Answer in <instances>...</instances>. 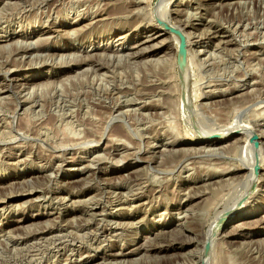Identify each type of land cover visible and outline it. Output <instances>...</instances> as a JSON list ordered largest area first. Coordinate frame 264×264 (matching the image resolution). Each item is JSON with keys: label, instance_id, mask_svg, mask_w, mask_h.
Listing matches in <instances>:
<instances>
[{"label": "rangeland", "instance_id": "374dc122", "mask_svg": "<svg viewBox=\"0 0 264 264\" xmlns=\"http://www.w3.org/2000/svg\"><path fill=\"white\" fill-rule=\"evenodd\" d=\"M178 1L173 16L192 41L180 70L174 50L135 47L160 0H0V264L198 263L192 251L237 196L223 170L251 155L233 140L215 148L194 140L250 121L264 154V0ZM26 184L31 196L21 194ZM252 188L243 213L261 209L229 223L213 264H264V230L237 226L264 227V174ZM70 231L80 242L65 240ZM65 241L73 245L55 253Z\"/></svg>", "mask_w": 264, "mask_h": 264}, {"label": "bare ground", "instance_id": "6f19581e", "mask_svg": "<svg viewBox=\"0 0 264 264\" xmlns=\"http://www.w3.org/2000/svg\"><path fill=\"white\" fill-rule=\"evenodd\" d=\"M173 0H160V6H159V8H158V12H156V13H154V19H153V22H154V27L152 28V29H150L149 31H148V35L147 36H145L144 38H140V40H139V42H137V45L135 46L136 48H140L141 46L143 47L144 45H146V44H148V43H152V45H151V47L150 48H153V50H155V52L157 51V50H159V51H161L162 53L163 52H165L164 50L165 49H171L172 51L174 50V56L172 55V54H168L167 52V54L170 56V60H174V63L175 62H177V53H178V44H179V42H180V39H181V35H183V37H184V39H185V58H184V60H183V62L182 63H180V64H177L180 68H178L179 70L182 68V67H184L185 69H187L188 68V61H189V54H188V51H187V49L188 48H190L191 49V46H192V41H190L191 40V35L189 34V32L186 30V28L184 27V25H183V23H182V21H180V20H177L174 16H173V6L171 5V2H172ZM207 1H213V0H207ZM218 1H223V0H218ZM253 1V0H252ZM177 2H179L178 0H177ZM182 2H184L183 0H182ZM174 3V2H173ZM216 3V2H215ZM136 4H138V3H136ZM179 4V3H178ZM213 4V3H212ZM219 4H221V3H219ZM5 5V4H4ZM176 5H177V3H176ZM139 6V5H138ZM179 6V5H178ZM219 6V5H218ZM220 6H222V5H220ZM157 9V8H156ZM162 9V10H161ZM177 9V8H176ZM200 18V17H199ZM179 19V18H178ZM170 26H173L174 28H176L177 29V31H172V29L170 28ZM50 28V27H49ZM56 31V30H55ZM44 32V31H43ZM57 32V31H56ZM70 34V33H69ZM217 34V33H216ZM8 35V34H7ZM177 36V39L176 40H174L173 39V36ZM218 35V34H217ZM220 35V34H219ZM2 36V35H1ZM14 36V35H13ZM8 37V39H9V37L10 36H7ZM164 37V38H163ZM170 38H172L171 39V41H169L168 39H170ZM200 38V37H199ZM122 39V38H121ZM125 39V38H124ZM221 39V38H220ZM219 40V39H218ZM6 41V40H5ZM13 41V40H12ZM221 41V40H220ZM14 42H17V41H14ZM172 42V43H171ZM224 42V41H223ZM200 43V42H199ZM8 44V43H7ZM10 44V43H9ZM122 44V43H121ZM223 44V43H222ZM26 46V45H25ZM29 46H31V44L29 45ZM149 46H150V44H149ZM196 46V45H195ZM207 46V45H206ZM219 46H220V44H219ZM100 47H102V45L101 46H98V49L100 48ZM147 47H148V45H147ZM147 47H144V48H140V49H138V51H140V52H144V50H147ZM203 47V46H202ZM33 48H35L34 46H33ZM149 48V47H148ZM16 49V48H15ZM28 49V48H27ZM26 49V50H27ZM103 49H106V48H104V46H103ZM28 51V50H27ZM30 51V50H29ZM32 51V50H31ZM137 51V50H136ZM192 52V50L190 51V53ZM204 52V51H203ZM89 53V52H88ZM136 53V52H135ZM161 53V54H162ZM193 53V52H192ZM191 53V54H192ZM92 54V53H91ZM152 54V53H151ZM96 55V54H95ZM138 55V54H137ZM136 55V56H137ZM140 55V54H139ZM158 55V54H157ZM156 55V56H157ZM176 55V56H175ZM221 55V54H220ZM64 56V55H63ZM72 56V55H71ZM107 56V55H106ZM168 56V57H169ZM171 56H172V58H171ZM219 56V55H218ZM101 57V56H100ZM87 58V57H86ZM97 58V57H96ZM110 58V57H109ZM59 59V58H58ZM101 59V58H100ZM158 59V58H157ZM193 59V58H192ZM99 60V59H98ZM161 60V59H160ZM148 61V60H147ZM152 61V60H151ZM162 62V61H161ZM192 62H194V61H192ZM191 62V63H192ZM89 63V62H88ZM92 64V63H91ZM87 65V64H86ZM89 65V64H88ZM176 65V64H175ZM190 66V65H189ZM195 69V68H194ZM96 70V69H95ZM193 71V70H192ZM193 73H194V71H193ZM193 73H191L192 75H193ZM180 75V74H179ZM36 77V76H35ZM182 77V76H181ZM12 79L11 80H13V77H11ZM192 78V76L191 75H188V78L186 79V81H185V86H186V88L188 87V85H189V81H190V79ZM7 79V78H6ZM5 79V80H6ZM17 80V79H16ZM182 81H183V78H182ZM11 84H12V82H10ZM2 84V83H1ZM5 84V83H4ZM182 84V83H181ZM1 86V85H0ZM34 86V85H33ZM38 86H39V84H38ZM11 87V86H10ZM1 88V87H0ZM3 88H6L5 86L3 87ZM32 88V87H31ZM30 88V89H31ZM9 89V88H8ZM11 89H12V87H11ZM109 89V88H108ZM188 89L190 90V88L188 87ZM231 89V88H230ZM236 89H238V88H236ZM5 90V89H4ZM186 90V89H185ZM233 90V89H232ZM11 91V90H10ZM22 91H23V89H22ZM191 91V90H190ZM249 91V90H248ZM13 92V91H12ZM24 93V92H23ZM26 93V92H25ZM183 93V92H182ZM229 93V92H228ZM191 94V93H190ZM193 94V93H192ZM188 95V94H187ZM186 95V96H187ZM185 96V95H184ZM188 97H189V95H188ZM192 97V96H191ZM219 97V96H218ZM40 99V98H39ZM188 99V98H187ZM248 99V98H247ZM186 100V99H185ZM188 100H190V99H188ZM195 100H196V98H195ZM192 101V100H191ZM223 101H225L224 99H223ZM188 102V101H187ZM221 102V101H220ZM229 102V101H228ZM235 102V101H234ZM22 103V102H21ZM24 104H26V103H24ZM187 104V103H186ZM192 104H194V101H193V103ZM34 105V104H33ZM215 105V104H214ZM147 106V105H146ZM189 107H190V101H189ZM207 107V106H206ZM160 108V107H159ZM191 108V107H190ZM189 108V109H190ZM194 108H195V106H194ZM237 108H238V106H237ZM198 109V108H197ZM187 110V109H186ZM185 110V111H186ZM204 110H205V108H204ZM261 110V109H260ZM128 111V110H127ZM2 112V111H1ZM133 112V111H132ZM196 112V111H195ZM190 113V112H189ZM258 113V112H257ZM187 114V113H186ZM191 114H193L192 115V117L194 118V112H193V109H192V112H191ZM198 113H196V115H197ZM200 116V115H199ZM198 115H197V117L198 118H200ZM202 118V117H201ZM241 119V118H240ZM247 119V118H246ZM194 120H196V118L195 119H193V121L192 122H194ZM257 122V121H256ZM200 123H202V122H200ZM252 123V122H251ZM250 123V121H249V123H242V122H238L237 124H233L232 126H230V127H225L224 128V126H220V128H221V133H218V134H216V136L215 137H213V136H211V135H213L214 134V131H215V129L213 130V131H211L210 129L207 131V130H205L204 129V127L201 129V128H198V127H200V126H195L194 125V129H198V131H196V132H200V133H202L201 131L204 129L206 132V134H204V132L202 133L203 135H201L197 140H194V141H197V142H203L204 144H205V147L204 148H206L207 146H214V145H218V144H222V143H225V142H227V141H231V140H233V142H232V146L234 147V150H240V151H242V150H244V151H242L241 153H242V156L244 157L246 154H243L244 152H246L247 151V153L248 152H250V155H251V159L249 160V158L246 160V161H243V162H240V160L241 159H238L239 161H238V164H236L235 162V164L236 165H233L232 167H229V168H227L226 170H223V171H225V175L227 176V177H229V178H232L236 183H235V186H234V191H235V193H236V197L234 196V192H233V190H232V196H234L235 197V200H234V202L232 203V204H230V205H232V207H230V206H226V207H224L221 211H218V213H216L217 215L216 216H214L215 218L214 219H216V224H215V226L213 225V229H212V232H211V234H209V236H205L204 237V239H203V242H202V245H201V247H197L195 250H193L192 251V256L193 257H195L196 259H197V262L199 263V264H213V263H215L214 262V260H215V258L214 257H216L215 255H212V253H213V251H214V249H215V246H216V243H217V241H218V239H219V235H221L223 232H225L226 231V227L229 225V223H231L233 220H235V219H238L239 217H242V216H247V215H249V214H254V213H256V211H258L259 209H261V206H259V205H257V206H253L250 210H248V211H246L245 213H243V211L246 209V206L248 205V204H250L249 202H250V200L252 199V197H253V195L255 194H253L252 193V191H253V188H252V185H254L256 182H258V181H260V178H261V176L264 174V172H263V174L261 173L260 174V172H259V170L258 169H260L261 168V165H263L264 164V161L263 160H260L261 158L263 159V157H261V155H264V154H260V153H262L261 151H262V146L260 147V144L259 143H261V133H260V131H259V129L256 127V124H251ZM258 123V122H257ZM260 124V123H259ZM229 125V124H228ZM222 128H223V130H222ZM201 130V131H200ZM193 131V130H192ZM210 131V132H209ZM75 132V131H74ZM256 134L257 135V138L255 139V140H257V142H258V140H259V143H254V139L252 138V134ZM195 134V133H194ZM198 134V133H197ZM197 137V136H196ZM74 138V137H73ZM166 146V145H165ZM203 147L201 146V148H202V150H203V152H204V149H203ZM208 148V147H207ZM210 148H212V147H210ZM214 148H215V146H214ZM214 148H212V150L214 149ZM220 148V147H219ZM217 149V148H216ZM221 149V148H220ZM189 150V149H188ZM208 150H210V149H207V151ZM261 150V151H260ZM214 151H215V149H214ZM218 151H220L219 149L217 150V152ZM223 151V150H222ZM216 152V151H215ZM239 152V151H238ZM237 152V153H238ZM219 153V152H218ZM223 153V152H222ZM240 153V152H239ZM232 154H233V152H232ZM235 155V154H234ZM237 155V154H236ZM248 155V154H247ZM216 156V155H215ZM240 156V155H239ZM239 156H238V158H239ZM241 157V156H240ZM245 157H247V156H245ZM244 157V158H245ZM218 160V159H217ZM66 161H67V159H66ZM93 162V161H92ZM91 162V163H92ZM240 162V163H239ZM223 163V162H222ZM264 167V166H263ZM80 168V167H79ZM220 168V167H219ZM249 171L250 173H251V177L247 180V174L245 173V171ZM257 170H258V172H257ZM96 171V170H95ZM94 173H96V172H94ZM257 175H258V177H257ZM42 176V175H41ZM68 176V175H67ZM69 177V176H68ZM263 178V177H262ZM26 180V179H25ZM28 180V179H27ZM203 180V179H202ZM231 180V179H230ZM74 182V181H73ZM77 182V181H76ZM79 182V181H78ZM27 183V182H26ZM67 183H71V181H69V182H67ZM262 183V182H261ZM13 184V183H12ZM11 184V185H12ZM259 184H260V182H259ZM26 185H30V184H26ZM31 185H33V184H31ZM82 185V184H81ZM21 186V185H20ZM22 186H24V185H22ZM27 186V187H28ZM244 186H245V188H244ZM3 187V186H2ZM27 187H25V189L26 190H21V194H24V195H28V196H31L34 192L33 191H35V189L34 188H30V186H29V188L30 189H27ZM36 187V186H35ZM75 187H77V186H75ZM191 187V186H190ZM16 188H17V186H16ZM15 188V189H16ZM74 188V187H73ZM189 188V187H188ZM244 188V189H243ZM3 189V188H2ZM5 189V188H4ZM13 188H11V190H12ZM15 189L13 190V192H15ZM21 189V188H20ZM19 189V190H20ZM194 189H195V187H194ZM231 189V188H230ZM1 190V189H0ZM10 189H8L7 191H9ZM18 190V191H19ZM75 190H77V189H74V191ZM7 191H6V193L5 194H7ZM2 192V191H1ZM0 192V195H3L2 193ZM5 192V191H4ZM13 192L11 193L10 191H9V193H8V195L10 194H13ZM64 192V191H63ZM74 193H76V194H78V193H80V191L79 190H77V192H74ZM67 194V193H66ZM228 194V193H227ZM17 195V194H16ZM56 195V194H55ZM61 195V194H60ZM75 195V194H74ZM231 196V197H232ZM10 197V196H9ZM59 197V196H58ZM74 197H80L79 195H76V196H74ZM233 197V198H234ZM4 198H5V195H4ZM38 198H40V197H38ZM61 198H63V197H61ZM88 198V197H87ZM86 198V199H87ZM1 199H3L2 197H1ZM0 199V200H1ZM64 199H66V198H64ZM93 199V198H92ZM28 200V199H27ZM26 200V201H27ZM71 200V199H70ZM224 200V199H223ZM233 199H231L230 200V202L232 201ZM57 201H58V199H57ZM61 201H64V200H61ZM68 201V200H67ZM72 201V200H71ZM81 201V200H80ZM85 201V200H84ZM89 201V200H88ZM90 201H91V198H90ZM2 202H3V204H9L10 202H11V199H8V200H2ZM1 202V203H2ZM85 202H87V201H85ZM97 202V201H96ZM71 203V202H70ZM74 203H75V201H74ZM77 204H78V202H76ZM90 203V202H89ZM227 203H228V201H227ZM226 203V204H227ZM62 204V203H61ZM63 204H64V202H63ZM69 204V203H68ZM76 204V205H77ZM79 204H81V203H79ZM88 204V203H87ZM67 205V204H66ZM65 205V206H66ZM72 205V204H71ZM85 205V204H84ZM99 205V204H98ZM21 206V205H20ZM2 207V206H1ZM81 207H83V206H81ZM81 207H80V210H81ZM5 208V207H4ZM18 208V207H17ZM68 208V207H67ZM72 208V207H71ZM89 208H93V207H90L89 206ZM179 209V208H178ZM70 210V209H69ZM74 210V209H73ZM89 210V209H88ZM87 210V211H88ZM91 210V209H90ZM64 211V210H63ZM184 211V210H183ZM103 212V211H102ZM105 212V211H104ZM61 213V212H60ZM95 213V212H94ZM99 213H101V212H99ZM50 214V213H49ZM77 215V214H76ZM102 215V214H101ZM38 216V215H37ZM51 216H53V215H51ZM80 216H82V215H80ZM39 217H41V216H39ZM76 217V216H75ZM77 217H78V215H77ZM83 217H84V215H83ZM86 217V216H85ZM262 217H264V216H262ZM55 218H57V217H55ZM48 219V218H47ZM52 219H53V217H52ZM51 219V220H52ZM78 219H80V218H78ZM213 219V220H214ZM28 219H27V217L26 218H20V219H17V222L20 224V225H22L23 226V224L27 221ZM89 220V219H88ZM91 220V219H90ZM73 221H74V219H73ZM35 223V222H34ZM48 223V222H47ZM80 223V222H79ZM247 223H249V222H247V221H243V222H239L238 223V230H240V231H245V230H248L249 232H251V233H253V231H255V230H259V231H263L264 230V227L261 229V227L259 228H256V229H254V228H252L249 224H247ZM252 223V222H251ZM254 223V222H253ZM262 223H264V218H262V222H261V224ZM36 224V223H35ZM106 224V223H105ZM255 224V223H254ZM259 224V221H258V223H256V225H258ZM45 225V224H44ZM74 225H75V223H74ZM98 225H100V224H98ZM109 225V224H108ZM182 225H185L184 223L183 224H181V226ZM253 225V224H252ZM263 226V225H262ZM21 227V226H20ZM73 227V226H72ZM96 228V230H95V233L96 232H98V234H100L99 233V231H97V227H95ZM103 229V228H102ZM234 229V228H233ZM237 229V228H236ZM236 229H234V230H236ZM36 230V229H35ZM100 230V229H99ZM105 230V229H104ZM104 230H101V231H104ZM37 231V230H36ZM67 231V230H66ZM7 233L6 234H8V230L6 231ZM14 232V231H13ZM12 232V233H13ZM71 232V231H70ZM69 232V233H70ZM234 232V231H233ZM73 232H71V234H72ZM219 233V234H218ZM237 233H238V231H237ZM15 234V233H14ZM71 234H67V232H66V234H65V236H64V238L65 237H71V242H74L76 239H77V235L76 236H74L73 234L71 235ZM112 234V233H111ZM227 234V233H226ZM230 234V233H229ZM235 234H236V232H235ZM235 234H234V236H235ZM244 234V233H243ZM12 235V234H11ZM24 235V234H23ZM82 235V234H81ZM95 235V234H94ZM101 235V234H100ZM207 235H208V233H207ZM231 235H232V233H231ZM247 235H249V234H247ZM5 236V235H4ZM79 236V235H78ZM98 236V235H97ZM223 236V235H222ZM250 236V235H249ZM248 236V237H249ZM107 237V236H106ZM105 237V238H106ZM112 237V236H111ZM8 238V237H7ZM57 238V237H56ZM56 238H54L53 240H56ZM59 238V237H58ZM57 238V239H58ZM83 238V237H82ZM109 238V237H108ZM138 238V235L135 237V239H134V241H133V243L136 241V239ZM189 238V237H188ZM187 238V239H188ZM39 239V238H38ZM67 238H65V240H66ZM78 239H79V237H78ZM77 239V241H79L80 242V240H78ZM96 239V238H95ZM104 239V238H103ZM185 239V238H184ZM186 239V240H187ZM190 239V238H189ZM193 239V238H192ZM245 239V238H244ZM83 240V239H82ZM86 240V239H85ZM90 240V239H89ZM94 240V239H93ZM97 240V239H96ZM99 240V239H98ZM105 240V239H104ZM196 244H197V242H198V240H197V236H196ZM194 240V241H195ZM262 240V239H261ZM264 240V239H263ZM59 241H61V239L59 240ZM252 241V240H251ZM53 242V241H52ZM187 242H188V240H187ZM264 242V241H263ZM54 243H55V241H54ZM53 243V244H54ZM65 243V247L63 246H57L58 245V243H57V245H55V249H57V250H55V253H59L60 251H62V250H64V251H66L67 249H69L70 248V246H72L73 244H71V243H69V246H68V244L66 243V241L64 242ZM93 243V242H92ZM97 243V242H96ZM98 243H99V241H98ZM107 243V242H106ZM183 243H185V242H183ZM189 243V242H188ZM199 243V242H198ZM45 244V243H44ZM60 244V243H59ZM63 244V243H62ZM61 244V245H62ZM81 244V243H80ZM89 244V243H88ZM182 244V243H181ZM195 244V245H196ZM90 245H92V244H90ZM99 245H100V243H99ZM101 245H103V243H101ZM100 245V246H101ZM173 245V244H172ZM206 245H207V248H206ZM68 246V247H67ZM79 246V245H78ZM185 246V245H184ZM190 247V245H186V247ZM48 247V246H47ZM46 247V248H47ZM53 247V246H52ZM77 247V246H76ZM90 247V246H89ZM99 247V246H98ZM107 247H109V246H107ZM127 247V246H126ZM142 247H143V245L142 246H138L137 248H133L132 250H131V252H129L128 254L130 255L131 253L133 254V253H136V252H138L139 250H141L142 249ZM148 247V246H147ZM158 247V246H157ZM73 248V247H72ZM175 248V247H174ZM180 248H182V249H185V247H183V246H181L180 245V247H176V249L175 250H177V249H180ZM84 249V248H83ZM31 250V249H30ZM45 250V249H44ZM71 250V249H70ZM88 250V249H87ZM90 250V249H89ZM130 250V249H129ZM50 251H54V249L52 248H49V249H47L46 250V252L48 253V252H50ZM80 251V250H79ZM121 251V250H120ZM69 252V251H68ZM86 252V251H85ZM88 252V251H87ZM28 253V252H27ZM40 253H41V251H40ZM44 252L42 251V253H41V255L43 254ZM62 253V252H61ZM70 253H72V252H70ZM17 254V253H16ZM32 254H33V252H32ZM35 254H38L37 252H35ZM34 254V255H35ZM63 254V253H62ZM67 254V253H66ZM80 254V253H79ZM85 254V253H84ZM88 254H89V252H88ZM112 254V253H111ZM22 255V254H21ZM52 255V254H51ZM54 255H56V254H54ZM64 255V254H63ZM68 255H70L69 253H68ZM67 255V256H68ZM74 255H75V253H74ZM86 255V254H85ZM108 255H109V253H108ZM120 255H124V252H121V253H113L112 254V256L114 257V258H118ZM46 256H48L47 254H46ZM66 256V255H65ZM66 256V257H67ZM21 257V256H20ZM28 257H31L30 255L28 256ZM38 257V256H37ZM37 257H34V259L35 258H37ZM79 257H80V255H79ZM82 257V256H81ZM32 258V257H31ZM30 258V259H31ZM40 258V257H39ZM43 258H45L44 256H43ZM43 258H41V259H43ZM53 258H54V256H53ZM74 258V257H73ZM86 258H87V256H86ZM85 258V260L83 261L84 262V264L85 263H89V262H92L93 260H95L96 258L95 257H88L87 259ZM46 259V258H45ZM67 259V258H66ZM78 259V258H77ZM80 259V258H79ZM107 260H108V258H106ZM119 259V258H118ZM37 260H38V258H37ZM40 260V259H39ZM54 260V259H53ZM60 260H62V259H60ZM59 259H57V261H59L60 262V264H61V261H60ZM65 260V259H64ZM70 260V259H69ZM89 260V261H88ZM111 260H112V258H111ZM18 261V260H17ZM75 261V260H74ZM96 261V260H95ZM49 262V261H48ZM112 262V261H111ZM120 262V261H119ZM53 263H55V260L53 261ZM57 263V262H56ZM55 263V264H56ZM76 263V262H75ZM99 263V262H98ZM115 263H117L116 261H115ZM197 263V264H198ZM59 264V263H58ZM65 264H69V263H67L66 262V260H65ZM73 264V263H72ZM77 264H78V262H77ZM112 264V263H111ZM119 264V263H118Z\"/></svg>", "mask_w": 264, "mask_h": 264}, {"label": "water", "instance_id": "95a60500", "mask_svg": "<svg viewBox=\"0 0 264 264\" xmlns=\"http://www.w3.org/2000/svg\"><path fill=\"white\" fill-rule=\"evenodd\" d=\"M170 28L172 29V31H177L176 28H174L173 26H170ZM185 39L183 37V35H181V39L179 42V46H178V53H177V63L180 64L183 62L184 58H185ZM252 138L254 139V143L257 144V140H255L257 138V135L254 133L252 134ZM207 248V245H206Z\"/></svg>", "mask_w": 264, "mask_h": 264}]
</instances>
